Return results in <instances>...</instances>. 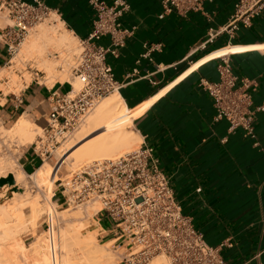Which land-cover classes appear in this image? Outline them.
<instances>
[{"label":"crops","instance_id":"0c3cea01","mask_svg":"<svg viewBox=\"0 0 264 264\" xmlns=\"http://www.w3.org/2000/svg\"><path fill=\"white\" fill-rule=\"evenodd\" d=\"M129 1L131 8L122 22L135 25V29L119 56L107 57L121 82L118 93L126 107L129 128L138 135V145L145 142L153 147L176 200L205 240L212 245L226 239L231 242L221 247L227 264H264V108L255 112L254 137L244 135L239 128L229 131L224 119L213 118L212 98L198 83L200 76L217 79L216 64L229 49L225 56L232 70L255 82V88H250L252 106L264 99V9L250 26L241 27L231 37L219 33L195 49L206 38L209 26L227 22L233 0H206L202 10L184 16L170 11L162 18L158 17L161 0ZM46 3L56 13L52 12L55 21L73 38L86 36L93 17L88 0ZM100 41L106 43L107 38ZM143 41L163 43L162 50L153 53L155 62L177 63L176 69L152 73L156 84L147 77L125 80V73L136 65ZM4 54L0 46V60ZM153 67L143 58L139 74L151 72ZM63 86L68 89L69 83L58 81L51 87L32 79L19 93L5 97L3 115L18 118L28 114L41 129L50 88L61 90ZM19 157L24 170L33 168L38 160L32 146ZM49 164L58 176L62 161L56 157ZM48 186L53 188L54 182ZM103 222L99 220L101 237L109 240L111 233Z\"/></svg>","mask_w":264,"mask_h":264},{"label":"built area","instance_id":"2783aa9c","mask_svg":"<svg viewBox=\"0 0 264 264\" xmlns=\"http://www.w3.org/2000/svg\"><path fill=\"white\" fill-rule=\"evenodd\" d=\"M204 1L161 0L162 11L158 17L170 11L184 16L202 10ZM88 3L93 10L91 28L86 36L78 38L79 49L68 65L80 85L75 90L71 81L66 80L68 89L50 88L48 110L43 113L45 124L41 126V134L31 143L42 160L51 156L79 127L102 96L121 86L107 57H118L135 29V25L126 26L122 22V16L131 8L130 1L88 0ZM263 9L264 0H233L227 22L217 27L209 26L206 38L195 49L204 47L219 33L226 32L231 37L241 27L250 26ZM50 12L46 0H0V14L9 20L0 27L4 51L13 55L29 28ZM102 37L107 38L106 43L100 41ZM162 47L161 41H143L136 65L125 73V80L147 77L150 83L156 84L158 80L151 77L152 73L170 67L176 69L177 63L154 61L153 53L161 51ZM143 58L154 67L153 71L140 75L138 64ZM33 69L32 79L44 84L39 79L43 71L36 66ZM216 69L217 79L200 76L198 80L212 98L213 118L224 119L229 131L239 128L244 135L254 137L255 112L264 108V99L252 106L250 88H255L254 80L235 73L225 55L219 57ZM58 185L66 207L99 202L94 214L108 224L105 229L111 233V247L120 251L117 264H149L155 255H162L165 264H227L221 247L231 242L226 239L212 245L205 240L176 200L153 147L145 142L119 155L83 164Z\"/></svg>","mask_w":264,"mask_h":264},{"label":"bare ground","instance_id":"6f19581e","mask_svg":"<svg viewBox=\"0 0 264 264\" xmlns=\"http://www.w3.org/2000/svg\"><path fill=\"white\" fill-rule=\"evenodd\" d=\"M52 12L53 11H51L45 18L50 17V15L53 16ZM57 23H59V27L62 28V23L58 22V20ZM54 27L57 28V26ZM62 30L64 29L62 28ZM63 32L62 35H56L53 28L50 27L48 29L45 26L40 27L38 28V31H35L26 37L21 49L19 50L18 48L13 56L18 54L17 58L22 61L34 59L33 57L38 58L41 62V67H43L42 70L47 72L45 79H48L49 82V77L51 76L50 74H54L56 71L54 69V65L56 63L54 62L55 64H53V61L46 59L45 51L47 50H45V45H50L49 47L52 46V49H55L58 52L56 53L55 51V53L51 54L53 59H57L56 62H58V65L56 64V68L58 70L57 75L53 80L54 83L60 81L58 76L59 74H63V76L66 77V80H72L71 83L76 90L79 88L80 83L75 77L71 75L68 65L73 54L78 51L79 46L77 44L75 47L72 46V48H65L68 47L69 44L71 45V40L75 38H73L66 30ZM22 41L20 44H22ZM18 51L20 53H18ZM227 53H229V49L225 54ZM37 60L35 59V61ZM54 83L52 85H54ZM15 87L19 88L20 84L16 83L14 88ZM108 94L110 95L107 96L106 94L96 102L95 106L86 114V119H83V124L82 126L80 124L81 128L76 133L73 140L64 146V152L66 155L73 160V164H76L79 167L95 159L113 157L128 151V149H130V147H132L134 144L135 137L138 138V135H136L133 131L127 130L130 125V121L126 112L125 104L122 101L118 90H114ZM31 125L32 123L26 119L25 115L21 114V116H19L14 121L10 129L4 130L6 132H10L11 135L13 134V137H16L17 139L18 145L23 146L33 142V136L35 135L34 131L39 132V130H41L39 127H37V130H35L34 128L36 127H31ZM11 168L13 167L8 163V160H6L3 156L0 157V174L2 175L5 173V170L12 172L14 173L15 180L19 182L22 179L20 173L16 172V170H11ZM70 175L71 174L68 173L66 174V177ZM35 177L40 178V181L44 185H47L49 182L55 180L54 171L47 162H44L41 165L40 170L37 172ZM12 201H16V205L14 207L11 206V208L3 207V210L0 214V248L5 249L7 254L6 256H8V259L6 258L3 260L4 263L17 264L16 262L20 260L19 258L18 260L16 259L18 257L16 256L17 254L21 255L24 260L26 258L27 260L30 259L27 264H30V262L36 260L47 264L51 261L52 256L54 257V255L58 261V264L116 263L113 256L109 252L110 248L108 246L110 242L106 245H100L96 241L95 230L97 228H101L98 222L91 223L82 221L78 224L62 226L57 232V239L55 237L56 242H53V248L55 246L56 249L55 253L54 250L53 252H50L51 239H48L47 236L46 240H43V238L39 236L31 243V248L29 250L26 249L19 239V234L22 231L27 230L29 224L34 223L35 219H26L19 215L20 212L17 213V209H19V206L22 203L19 201L17 195L12 198ZM98 203L99 202L96 200L86 203L88 204L87 218H92L93 214L99 208ZM68 208L69 207H66V209H64L62 212H67ZM42 212L44 213V208L40 209L39 214ZM68 219L71 220L75 218L73 216H69ZM29 221L30 223L28 224ZM48 248L50 249L49 253L47 252ZM155 256H153V259L149 264H164L165 261L163 260L164 258L162 259V255ZM54 260L55 259H53V261ZM21 261H23V259ZM24 262H26V260ZM24 262H22V264Z\"/></svg>","mask_w":264,"mask_h":264},{"label":"rangeland","instance_id":"374dc122","mask_svg":"<svg viewBox=\"0 0 264 264\" xmlns=\"http://www.w3.org/2000/svg\"><path fill=\"white\" fill-rule=\"evenodd\" d=\"M55 19L56 18L54 16L50 15V17L44 18L38 23H36L34 26H32V28H30L28 30V33L25 35L24 40L22 41V44L19 45L18 47L19 50L21 49L26 37H28V35H30L31 33L38 31V28L40 27L45 26L48 29L51 27L54 29V32L56 35H62L64 33L63 32L64 30H62V28L59 27ZM6 23H9V20L0 14V27L4 26ZM54 26H57V28ZM75 40L76 39L71 40L70 42L71 45L69 44L70 46L68 45V47H65V48H72V46L73 47L77 46L78 40L76 41ZM72 42H73V45H72ZM0 46L5 48V44L1 40H0ZM49 46L50 45H45V50H47L45 51L46 59H50L51 61H53V64L56 63L58 65V62H56L57 59H53L51 55L52 53H55L56 50L52 49L53 48L52 46L51 47ZM4 53H5L4 57H2V59L0 60V157L3 156L6 160H8V163L13 167L11 168V170L13 169V170H16V172L20 173L22 179L19 182H17L14 178V173L9 172L7 170H5L6 172L3 173L2 175L0 174V214H1V211L3 210V207L11 208V206L14 207L16 205L17 202L12 201V198H14V196L17 195L19 201L22 202L21 205L19 206V209H17V213L20 212L19 215L23 216L26 219H30V218L35 219V222L32 224L29 221L28 224L29 223L30 224L27 230L22 231L19 234V239L21 240L22 244L24 245V247H26V249L29 250L31 248V243L35 241L39 236L42 237L43 240H46V236H47L48 239H51L50 241L51 250L48 248L47 252L49 253V250L50 252H53L54 250V253H55V250H56L55 246L53 248V245L56 242L55 237L57 239V236H58L57 232L58 230H60L62 226L78 224V223H81L82 221L91 222V223L98 222L99 224V219L97 215L93 214L92 218H87V205L89 203L86 204L85 206H76V207L70 206L67 212H62L64 209H66V205L64 203L61 204L63 201V197L61 196V193H60L61 186H59L58 183L61 179H64V177H66V174L68 173L71 174L73 170L79 168V166H77L76 164H73V160L69 156L66 155V153L64 152V146L73 140L74 136L81 128L83 122L81 123V126L79 125L80 127L75 129L69 136H67L63 140L64 142L62 141L60 143V146L56 149V151H54V153L51 156L47 157L44 160L38 157V160L34 164L33 168H31L30 170H24V168L19 163L20 161L19 156L25 148L32 146L31 143L33 144L37 138V135L41 134V130H39V132L34 131V134H35L33 136L34 140L30 144L23 145V146L18 145L16 137H13V134L11 135L10 132H6L4 130V129H10L12 126V123L17 117L4 116L2 112V107L4 105L5 97H9L10 95L13 94V92L19 93L20 89L23 88L24 85L29 83L30 80L34 77V73H33L34 66L38 67L41 70L43 67H41L40 65L41 62L36 57H33L34 59H31V60L22 61L17 58L18 54L13 56L11 54H8L6 51H4ZM18 53L20 52L18 51ZM56 53L58 52L56 51ZM35 59L36 60L38 59V60L35 61ZM56 64L54 65L55 66L54 69L56 70V71L54 70L55 73L53 71L55 75L51 73L50 74L51 76L49 77L50 78L49 82L50 81L52 82L49 83L48 79H45V75L47 76V72H45V70L44 71L42 70L43 72L39 73L40 75H42L39 77V79L42 82L46 80L43 83L47 82L46 85L48 86H51L54 83L53 81L54 77L57 75L58 69L56 68L57 66ZM239 75H243V74H239ZM58 77H59L58 79L60 80V82L66 80V77L63 76V74H59ZM16 83L20 84L19 88L17 87L14 88ZM66 88L67 86H63V88H61V91H64ZM109 95L110 94H107V96ZM25 117L28 121H31L33 123L31 127L32 126L36 127L34 129L37 130V126H35V123L32 121L30 116L27 114L25 115ZM132 127L134 128V124H132ZM127 130L131 131L129 127L127 128ZM137 139L138 138L135 137V142L132 145V147H130V149L138 145L139 140ZM56 157L59 158L60 161H62L63 166L60 168L58 172V176L54 172L55 181H51L48 183V184H53L54 182V187L50 188L48 184L44 185L40 181L41 179L36 178L35 175L40 170V167L44 162L54 163V161L56 160ZM22 169L25 171V173ZM54 191H55V194L52 195ZM42 208H44V213L42 212L39 214V211ZM69 216H73L75 219L69 220L68 219ZM103 224H106V222H103ZM95 233H96V241L98 244L106 245L107 243L110 242L108 246L110 248L109 252L113 256L114 260L116 261V263L114 264H117L120 258V255H119L120 251L119 250L114 251L113 248L111 247V240H107V239H104V237H101L102 235L101 228H97L95 230ZM6 255L7 254L5 252V249L0 248V264H7L3 262V260H5L8 257ZM16 256H18L16 258L17 260L18 258L20 259L18 260V262H16L17 264H22V262H24L25 260L26 262H24L23 264H27L28 261H30V259L27 260V258L24 260V258L21 255L17 254ZM21 257L23 261H21L22 260ZM53 259L55 260L53 261ZM30 264H45V263H42L36 260V261L30 262ZM47 264H58V261L55 255L54 257L52 256L51 261L48 262Z\"/></svg>","mask_w":264,"mask_h":264}]
</instances>
